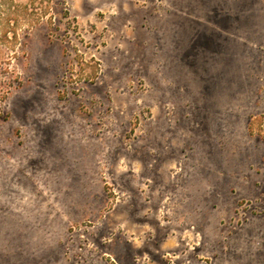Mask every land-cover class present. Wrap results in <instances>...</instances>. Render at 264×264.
<instances>
[{
	"label": "rangeland",
	"instance_id": "374dc122",
	"mask_svg": "<svg viewBox=\"0 0 264 264\" xmlns=\"http://www.w3.org/2000/svg\"><path fill=\"white\" fill-rule=\"evenodd\" d=\"M13 1L0 264H264V0Z\"/></svg>",
	"mask_w": 264,
	"mask_h": 264
},
{
	"label": "trees",
	"instance_id": "16d2710c",
	"mask_svg": "<svg viewBox=\"0 0 264 264\" xmlns=\"http://www.w3.org/2000/svg\"><path fill=\"white\" fill-rule=\"evenodd\" d=\"M21 16H31L28 6L16 5L13 0H0V74L4 77V80H0V112L1 104L8 99L12 79H18L11 66L19 58V50L23 47L21 35L16 28ZM5 117L0 114L1 119Z\"/></svg>",
	"mask_w": 264,
	"mask_h": 264
}]
</instances>
